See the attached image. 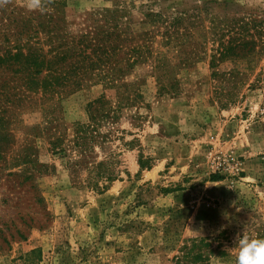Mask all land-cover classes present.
<instances>
[{
  "label": "rangeland",
  "instance_id": "374dc122",
  "mask_svg": "<svg viewBox=\"0 0 264 264\" xmlns=\"http://www.w3.org/2000/svg\"><path fill=\"white\" fill-rule=\"evenodd\" d=\"M24 5L0 7V264H235L264 238V0Z\"/></svg>",
  "mask_w": 264,
  "mask_h": 264
},
{
  "label": "trees",
  "instance_id": "16d2710c",
  "mask_svg": "<svg viewBox=\"0 0 264 264\" xmlns=\"http://www.w3.org/2000/svg\"><path fill=\"white\" fill-rule=\"evenodd\" d=\"M243 22H244V20L242 21V23ZM245 24H248V23H245ZM232 25H235V23ZM258 26H260V25L258 24ZM217 46H218L217 52L219 53V56L224 57L229 52L234 53V55L238 54L239 52L251 53L254 50L255 42L252 40L243 41V42L229 41L227 44H224L222 41L219 40L217 43ZM17 55H18V57H21V54H17ZM17 55H16V57H17ZM4 57L5 56L0 57V67L7 66L8 64L11 65L9 63V60L7 58H4ZM21 64L22 65H20V66L23 68V70H34V69L39 70V68H43L46 63L44 61V58L41 55H36L34 57L26 58V62L21 63ZM39 74L40 73H36V75H37L36 77L29 75L28 77L23 79V84L28 90H34V92L37 91L38 89H41L43 92L56 91L58 89H63L66 87H70V86H74V85L79 84V81H75L73 79H69L66 77L61 78V77H55V76H51L49 78H43L39 81L38 80ZM102 104H103L102 101H97L93 105H90L89 107L92 109V107L94 105L102 106ZM81 132H82V129H81ZM78 139H79V141H81V145H82V140L84 141L85 137L81 136V137H78ZM98 176H99V179L95 180L94 184L96 185L95 187L98 188L99 192H104L107 189V185H105L102 188H100L97 185L99 180L105 179V181L109 184V183L115 181L117 178L112 173L110 175H104V173H103V174H100Z\"/></svg>",
  "mask_w": 264,
  "mask_h": 264
},
{
  "label": "clouds",
  "instance_id": "9594fccd",
  "mask_svg": "<svg viewBox=\"0 0 264 264\" xmlns=\"http://www.w3.org/2000/svg\"><path fill=\"white\" fill-rule=\"evenodd\" d=\"M12 0H0V7L7 6ZM54 0H25L28 11L46 12ZM235 264H264V238L237 235L235 240Z\"/></svg>",
  "mask_w": 264,
  "mask_h": 264
}]
</instances>
